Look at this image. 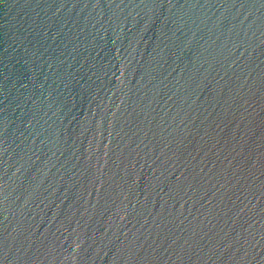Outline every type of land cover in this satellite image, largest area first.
Instances as JSON below:
<instances>
[{
	"label": "water",
	"instance_id": "water-1",
	"mask_svg": "<svg viewBox=\"0 0 264 264\" xmlns=\"http://www.w3.org/2000/svg\"><path fill=\"white\" fill-rule=\"evenodd\" d=\"M0 264H264V0H0Z\"/></svg>",
	"mask_w": 264,
	"mask_h": 264
}]
</instances>
